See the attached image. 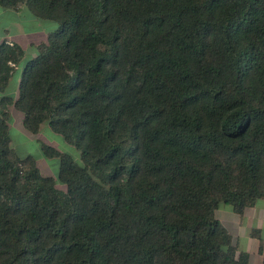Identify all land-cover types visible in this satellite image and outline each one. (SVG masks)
<instances>
[{"label":"trees","instance_id":"16d2710c","mask_svg":"<svg viewBox=\"0 0 264 264\" xmlns=\"http://www.w3.org/2000/svg\"><path fill=\"white\" fill-rule=\"evenodd\" d=\"M59 27L0 43V264H250L217 217L264 199V0H0ZM56 177L11 146L10 111ZM64 185V189L58 186Z\"/></svg>","mask_w":264,"mask_h":264},{"label":"rangeland","instance_id":"374dc122","mask_svg":"<svg viewBox=\"0 0 264 264\" xmlns=\"http://www.w3.org/2000/svg\"><path fill=\"white\" fill-rule=\"evenodd\" d=\"M0 10H2V7H0ZM14 16L15 15L13 14L3 13L2 11H0V43L4 41V37L9 38L11 36V38L14 39L15 42L21 43L26 51V59H24V61L18 65V69L15 70L16 72L10 81L9 84L10 91L12 89L14 90L15 88L16 89L18 88L22 78L23 69L26 60L38 54L39 47L38 46L36 47V45L38 43L44 42L47 37V34L55 31L59 27V24L57 22L47 21L43 19L41 20L39 19L38 23H36L30 18V16L26 15L23 12L16 15L17 17L21 16L19 18L16 17L17 19ZM1 31H3V34ZM17 92L19 93V89L17 90ZM11 109L12 107L9 108V111ZM11 115H12V127L10 133L12 137L13 146L16 149V153L22 157H25L27 153H32V155H34L36 159L38 167L41 169V172L45 175L56 177L58 174V168H54L53 166H51L50 163L46 162L47 159L48 160H52V159L44 155L41 146L39 148L40 152H38L36 143H31V145L27 144V139L31 140V138H33L34 135L29 133L23 127L20 117L23 116L21 111L16 110L14 113L12 112ZM43 126L44 129L41 132H39L38 135H35L40 143L43 142L54 145L63 151L69 152L71 155H73V157L77 161L79 162L81 161L80 150L68 144L62 138V136L53 132L50 126L48 125V123H44ZM37 152L42 154L44 156V159L40 158L39 155H37L38 154ZM58 186L64 189V185L62 183L58 182Z\"/></svg>","mask_w":264,"mask_h":264},{"label":"crops","instance_id":"0c3cea01","mask_svg":"<svg viewBox=\"0 0 264 264\" xmlns=\"http://www.w3.org/2000/svg\"><path fill=\"white\" fill-rule=\"evenodd\" d=\"M0 11H2L3 13L13 14V15H15L14 16L15 18L17 17L16 15L23 12L26 15L30 16V18L33 21H35L36 23H38V21H39V18H36L26 7L21 8L19 11L5 9V8H2V10H0ZM19 17H21V16H19ZM19 17H17V18H19ZM16 22H17V20H16ZM1 32L3 34V31H1ZM48 34H47V37H48ZM47 37H46V39H47ZM46 39H45V41H46ZM4 40H7L10 44L18 43V42H15L14 39L11 38V36L9 38L4 37ZM41 43H43V42H41ZM41 43H38L36 45V47L37 46L39 47V45ZM18 44H20L24 48V46L21 43H18ZM25 59H26V57H25ZM26 62H27V60H26ZM26 62H25V64H26ZM17 69H18V65H16V67H15V70H17ZM23 71H24V69H23ZM15 72L16 71H14V74H15ZM11 79H10V81H11ZM18 89H19V86L17 89L15 88L14 90L12 89L10 91L9 85H8L5 94L8 96H12V97L16 98L18 96V92H17ZM16 92H17V94H16ZM2 96H3V94L0 93V99ZM16 110L19 111L18 109L13 108V107L10 110V119H9L10 130L12 127V115H11V113L12 112L14 113ZM20 117H21V123L23 125V116H20ZM45 123H47V122H45ZM43 125H44V123L41 125L39 132H41L44 129ZM23 127H24V125H23ZM38 134L39 133L32 134L34 136H33V138H31V140L27 139V144L31 145V143H36L37 148H38V152H40L39 148L43 142L40 143L39 140L36 138L35 135H38ZM10 135H11V133H10ZM11 146L14 149V151L16 152V149L14 148L13 143H12V137H11ZM30 155H32V153H27V155L25 157L30 156ZM37 155H39L40 158L44 159V156L42 154L38 153ZM37 155H35V156H37ZM18 156L21 158H25V157H22L20 155H18ZM32 156H34V155H32ZM46 162L50 163L51 166H53L54 168H58V170H59V164L57 162V159H53V158H52V160L47 159ZM217 217L223 223V225L226 227V229L229 231L230 235L233 238L234 245L238 248V250L240 252H245L248 254L250 264H264V199L258 200L256 202V204L253 207L248 208L243 215L237 214L229 206L222 205L217 211Z\"/></svg>","mask_w":264,"mask_h":264}]
</instances>
